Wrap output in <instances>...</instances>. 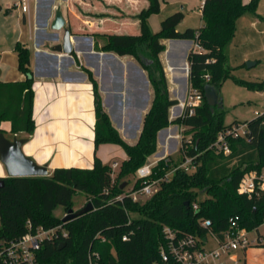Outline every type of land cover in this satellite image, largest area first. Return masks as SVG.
I'll list each match as a JSON object with an SVG mask.
<instances>
[{
    "label": "trees",
    "instance_id": "16d2710c",
    "mask_svg": "<svg viewBox=\"0 0 264 264\" xmlns=\"http://www.w3.org/2000/svg\"><path fill=\"white\" fill-rule=\"evenodd\" d=\"M145 1L146 6L134 15L138 33L90 34L95 41V51L131 56L148 73L153 99L143 115L140 135L133 145L126 143L112 125L97 82L89 70L83 69L93 90L94 150L102 144H113L121 147L126 155L115 175H111L110 165L103 164L94 152L91 169L56 168L47 177L0 178L3 180L0 223L6 238L24 235L28 222L33 227L61 225L67 233L62 237L58 230L54 240L44 241L38 253L39 264H164L161 260V250L166 246L162 234L164 226L179 237L202 239L212 233L222 239L231 218H237L239 226L249 232L264 224V195L248 198L237 191L240 182L251 173L264 174V112L248 121L226 125L217 95L220 85L229 76L226 48L234 37L238 18L249 13L264 19L256 12L259 0L246 4L242 0H204L200 28H188L179 33L177 26L183 13L175 12L161 22L156 34L151 33L146 20L160 11V1ZM163 40L192 41L198 46L187 56L188 85L200 94L201 101L192 115L185 109L174 120L169 119V110L178 101L169 97L159 59L166 50ZM141 46L146 47L148 59L138 52ZM29 50L20 42L14 47L17 69L25 79L0 82V131L6 133L1 125L7 122L12 136L23 133L28 137L35 128ZM237 82L242 87L263 90V83ZM209 92L217 95L215 106L207 103ZM173 124L183 129L178 156L169 155L159 160L150 177L155 180L173 171L169 180L160 182L157 191L143 202L125 197L119 201L117 197L125 193V189L120 188L124 180L157 152L158 133ZM239 124L246 125L245 136H227L228 154L210 148L221 132ZM188 158L191 169L179 168ZM141 184V180H136L133 188ZM79 193L87 197L93 210L63 223L62 218L54 216L55 209L61 207L65 214L73 208V197ZM199 195L204 198L199 199ZM205 220L210 221L208 229L201 226ZM124 235L128 236L125 241L122 240ZM257 238L258 241L244 251V256L249 249H264V236ZM62 243L65 246L62 247Z\"/></svg>",
    "mask_w": 264,
    "mask_h": 264
},
{
    "label": "crops",
    "instance_id": "0c3cea01",
    "mask_svg": "<svg viewBox=\"0 0 264 264\" xmlns=\"http://www.w3.org/2000/svg\"><path fill=\"white\" fill-rule=\"evenodd\" d=\"M242 1L246 4L250 0ZM55 9V0H34L28 34L25 38H15L30 49L35 128L28 137L23 133L9 137L26 138L23 153L39 165H47L49 175L56 168L91 169L94 166V152L103 164L108 157L118 155L115 149L117 145L113 144H102L98 150H94L93 90L83 69L92 73L98 84L104 110L126 143L133 145L137 141L143 115L149 108L148 104L143 107L149 81L145 71L134 63L133 57L95 51V41L90 34L108 33L109 29H105L108 19L90 21L77 16L67 18L64 10H60L65 18L64 28L70 31V38H76L73 46H78L81 51L73 50L70 56L51 51V47L61 43L64 35L61 30L57 32L56 39L49 37V34L54 33L50 26ZM19 12L25 25L26 17ZM110 26L116 27L115 23H109ZM169 41L163 40V43ZM193 47L192 41L176 45L171 50L170 60L178 62L182 53ZM168 50L167 45L166 52ZM10 51L12 49L0 48V82L23 81L25 76L17 69V57ZM123 63L129 65L123 68ZM107 96H110L108 104ZM5 125L9 126V123H3L1 128H5ZM122 158H126L124 151ZM5 175V169L0 163V178ZM244 260L245 264H264V249L247 250Z\"/></svg>",
    "mask_w": 264,
    "mask_h": 264
},
{
    "label": "rangeland",
    "instance_id": "374dc122",
    "mask_svg": "<svg viewBox=\"0 0 264 264\" xmlns=\"http://www.w3.org/2000/svg\"><path fill=\"white\" fill-rule=\"evenodd\" d=\"M19 0H0V48L1 50H11V54L16 56L14 51L15 44L20 42L15 40L18 36L26 37L28 23L25 25L22 22V16L19 10L14 5ZM160 11L156 14H151L147 18V25L152 34L160 31L161 22L168 16L175 12L183 13V19L177 26V30L183 32L184 30L198 29L202 26L201 21V1L202 0H159ZM34 0H30L31 14L33 11ZM146 6L145 0H55V12L57 10H64L67 18H86L90 21L108 19V25L105 29H109L108 33H123V34H136L139 31L138 21L134 15ZM259 16L264 17V0H259L256 8ZM32 21V15H31ZM107 23V22H106ZM109 23H115L116 27L110 26ZM105 24V23H104ZM24 25V26H23ZM118 25V26H117ZM23 26V27H22ZM103 27V25L101 26ZM28 43V41H26ZM99 44L102 43L98 40ZM29 44H31L29 42ZM169 42L165 44L166 50ZM166 50L159 55L160 63L163 67L166 77L168 94L171 99L178 101L176 106L170 109V115L174 116L181 111L179 108L181 103L188 93V78L186 89L184 83L180 80H174L173 74L168 70L166 61ZM140 55L148 59V51L146 47H139ZM189 50L186 49V55ZM188 56V55H187ZM187 56L185 60L187 61ZM227 66L229 76L220 85L217 95L221 103L220 107L223 111V120L226 125L234 121L244 122L255 117V112H264V95L263 90H252L247 87H242L237 81L248 83H263L264 84V19L258 18L253 14H244L238 18L236 22V31L234 37L226 48ZM134 59V58H133ZM133 61V60H132ZM248 62L256 63L252 67H248ZM134 63L138 62L134 59ZM123 68L129 64L123 63ZM139 65V64H138ZM1 66V65H0ZM145 76L148 79V73L145 70ZM124 88V86H123ZM146 93V92H145ZM110 96H107V104L109 103ZM153 99L152 86L149 83L148 93L145 94V100L150 107ZM217 99V100H218ZM124 100V99H123ZM149 109V108H148ZM147 109V110H148ZM147 112V111H146ZM5 137L10 139L12 135L9 133V126L5 125ZM160 131L157 136V149L151 155L146 163L153 162L165 156L172 155L177 157L181 143H182V128L177 125H170L168 128ZM121 136V135H120ZM171 136V138H169ZM177 136V137H176ZM123 139V138H122ZM118 155L115 157H108L105 164L112 165L116 162L120 165L123 160V151L120 147L115 146ZM145 163V164H146ZM118 168L114 171L117 172ZM136 174L126 178L124 182H128L125 186V192L132 188L136 182ZM87 197L79 193L73 197V208L76 211L82 208L88 201ZM204 198V195H199V199ZM148 199V198H147ZM142 199L140 201H145ZM54 216L62 218L64 210L58 207L54 211ZM264 236V224H262L254 232H250V238ZM208 243L205 245L206 249L213 248L216 244L210 235L207 236Z\"/></svg>",
    "mask_w": 264,
    "mask_h": 264
},
{
    "label": "built area",
    "instance_id": "2783aa9c",
    "mask_svg": "<svg viewBox=\"0 0 264 264\" xmlns=\"http://www.w3.org/2000/svg\"><path fill=\"white\" fill-rule=\"evenodd\" d=\"M203 2L204 0H202L201 7ZM16 7L26 17L29 24L31 17L30 0H19L16 3ZM193 48H198V46L194 44ZM205 78L208 79L209 77L206 75ZM200 101V94L188 87V93L184 102L179 107L181 111L177 116H171L169 113V119H177L185 109H187L188 115H192L194 108L199 105ZM254 114L255 117H258L261 113L257 111ZM245 133V124L233 125L225 132H221L210 148L217 152L228 154L230 150L227 143V136L231 135L241 138L245 136ZM165 157L167 156L155 159V161L146 163L143 167L137 169L135 173L136 178L137 180H141L142 184L137 189H134L132 186L123 196L117 197L118 200L122 201L125 197L136 202L151 197L159 188L160 182L169 180L173 173L171 171L166 173L162 178L150 180L153 166ZM190 163L191 159L188 158L179 168L189 171L191 169L188 167ZM110 167L112 171L111 175L114 176V170L120 166L116 162H113ZM237 191L239 194L246 195L248 198L259 197L261 194L264 195V174L251 173L240 182ZM65 215L66 213L63 214V217ZM201 226L206 229L210 228V221L205 220L201 222ZM58 230L62 237L67 236L66 231L62 230L61 225L44 228L42 226L33 227L28 222L27 231L24 235L15 238H6L2 233L0 223V264H39L38 253L41 246L44 241L54 240L58 236ZM162 234L166 242V246L161 250V260L164 264H244V251L258 241L257 237H249L250 232L245 227L239 226L237 218L229 219V227L223 234L222 239H219L212 233L208 234L216 244L211 249L205 248V245L208 243V235L202 239L192 236L179 237L168 226L162 228ZM127 238L128 236L124 235L122 240L125 241Z\"/></svg>",
    "mask_w": 264,
    "mask_h": 264
},
{
    "label": "water",
    "instance_id": "95a60500",
    "mask_svg": "<svg viewBox=\"0 0 264 264\" xmlns=\"http://www.w3.org/2000/svg\"><path fill=\"white\" fill-rule=\"evenodd\" d=\"M65 18L62 17L61 11L57 10L54 15V20L51 23L50 29L54 32L49 34L50 38H57V32L63 30V37L61 43L51 47V51L56 53H62L66 56H70L73 50L81 51L78 46H73L76 43V38H70V31L65 26ZM186 42L185 40H170L169 41V50L167 54V62L171 68L174 69V80H181L186 89L187 78H188V63L185 60L186 51L182 53L181 58L178 62H172L170 60L171 50L179 44ZM189 42V41H187ZM191 50V49H190ZM189 50V52H190ZM189 56V55H188ZM255 63L248 62V67L254 66ZM147 83V81H146ZM264 90V84H263ZM207 103L210 106H215L218 103L217 95L214 92H209L206 94ZM146 101H144L143 107L146 106ZM220 103V101H219ZM221 104V103H220ZM165 131V130H162ZM27 142L26 138H17L12 137L8 139L5 137L4 133L0 131V163L5 169L6 175L2 178H29V177H47L49 176L47 165H39L32 158L26 156L23 153L22 147ZM127 183L121 185V189H124ZM3 185V180L0 179V187ZM93 210V206L90 202L86 203L82 208L74 211L72 209L66 212V215L62 218V222H68L74 220L84 214ZM62 247L65 246V243H62ZM61 246L59 249H61Z\"/></svg>",
    "mask_w": 264,
    "mask_h": 264
},
{
    "label": "bare ground",
    "instance_id": "6f19581e",
    "mask_svg": "<svg viewBox=\"0 0 264 264\" xmlns=\"http://www.w3.org/2000/svg\"><path fill=\"white\" fill-rule=\"evenodd\" d=\"M168 70L171 72V70L173 71V73H174V69L173 68H171L170 67V65H169V67H168ZM174 76V75H173Z\"/></svg>",
    "mask_w": 264,
    "mask_h": 264
}]
</instances>
